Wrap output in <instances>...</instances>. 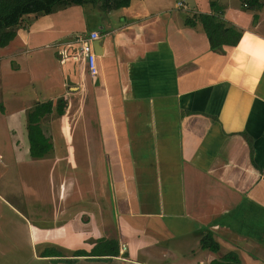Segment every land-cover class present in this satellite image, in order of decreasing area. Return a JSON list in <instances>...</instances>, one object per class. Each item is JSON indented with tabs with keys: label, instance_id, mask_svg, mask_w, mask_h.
Segmentation results:
<instances>
[{
	"label": "crops",
	"instance_id": "crops-1",
	"mask_svg": "<svg viewBox=\"0 0 264 264\" xmlns=\"http://www.w3.org/2000/svg\"><path fill=\"white\" fill-rule=\"evenodd\" d=\"M178 1L129 0L106 12L72 4L34 14L0 47L10 56L23 45H59L68 91L91 101L85 160L100 162L82 179L64 169L54 189L16 191L21 208L0 194L12 242L13 234L23 240L29 264H211L228 251L235 264H264V21H252L239 0H217L241 33L210 48L199 23L184 22L210 11L208 0H180L182 8ZM55 13L76 22L61 26ZM89 14L101 15V24L89 25ZM90 31L97 34L90 43L98 40L93 75L77 42ZM68 125L67 118L57 133ZM204 230L217 241L215 252L199 246ZM99 237L124 242L125 259L76 252H90ZM174 238L185 249L172 246Z\"/></svg>",
	"mask_w": 264,
	"mask_h": 264
},
{
	"label": "rangeland",
	"instance_id": "rangeland-1",
	"mask_svg": "<svg viewBox=\"0 0 264 264\" xmlns=\"http://www.w3.org/2000/svg\"><path fill=\"white\" fill-rule=\"evenodd\" d=\"M165 1L171 2L174 0ZM69 6L73 7L74 5ZM182 6L181 3L177 4L176 2V7L182 8ZM241 7L249 11V9H245L243 6ZM262 8V10L254 9L251 12L252 14H256V16H261V20L264 21V6ZM175 12L184 13L181 9H176ZM186 13L188 14L189 11L186 10ZM193 13L188 15L192 16ZM54 15L55 20L57 22L60 21L58 24L67 28L76 22L75 16L73 15H67L62 19L59 18V14L55 13ZM56 15L59 16L57 17ZM31 16H35L34 13L23 15V21H26V23L29 22L31 20L29 17ZM88 16L90 17L87 22L89 25L101 24L100 21L103 18L101 15L93 16L89 14ZM56 21L55 23H57ZM22 23L25 26L26 23ZM23 28L21 27V29ZM40 29L43 37H47L48 32L44 30L45 28L41 27ZM41 34L35 36L36 42L38 40L41 41ZM9 43L10 41L5 45ZM6 47L4 49L0 48V194L4 195L5 199L9 202L12 199V203L21 208V199L18 198L16 191H24V189L30 188V185L39 191L42 189L45 190L47 189V183L49 189H54L55 186L52 187L53 183L57 180V175L59 176V173H62L64 169L69 172L71 171L73 174H77L82 179L88 173V165L98 168L100 162L93 161L89 164V160H85V152L81 147V141L83 140L81 136L86 133L91 135L88 126L91 120L89 116V104L91 101L89 100L87 92L76 95L77 93L73 92L74 89L68 91V86L63 81L64 78L62 79V64L57 58L58 53L61 52L59 45L51 41L43 42L40 45L36 44L35 46L23 45L17 52L10 56L5 55ZM58 96L72 98L70 102L66 100L65 109L67 107L69 109H64L63 112L68 113L66 114L67 117H63V121H67L68 118L69 125L66 129L62 128L57 133V127L60 123L62 125L63 121L61 122L59 116L53 112L44 114L40 119V128L48 136L49 140L53 142L55 150L52 151L54 152L53 154L52 152L50 153L51 150L48 151L43 158H30L26 150H24L26 145L24 130L27 113L36 104L46 100H50L54 105L55 99ZM81 104V108L83 109L79 108ZM84 104H86L85 107ZM79 109L80 112H77ZM85 125H87L86 132L84 130ZM91 139L93 138H90L89 141ZM66 153L70 154V165L65 164L64 156ZM48 157H50V160H53V164L50 163ZM16 158H19L20 161H15ZM28 174L29 177H26ZM19 176H24V178H19ZM68 180L69 178H67V187L69 188L70 183H68ZM33 199L35 204H37V199ZM2 200L5 202L3 198ZM6 207L0 203V264H29L30 262L26 257L27 249L25 248L23 240L19 237L15 238L13 234L12 242L9 230L13 219ZM105 215L106 213L102 212L100 217L103 218ZM108 218H104L107 226L111 222ZM2 219L3 221H1ZM126 231L129 233V230ZM173 242L172 246L185 249L179 238H174ZM162 243L163 245L165 243L169 245L170 241L168 240ZM110 261L112 262L108 264H127L124 261L121 262L112 259ZM99 262L98 264L102 263V261ZM51 264L53 263L51 262ZM54 264H57V262ZM85 264L87 263L85 262Z\"/></svg>",
	"mask_w": 264,
	"mask_h": 264
},
{
	"label": "trees",
	"instance_id": "trees-1",
	"mask_svg": "<svg viewBox=\"0 0 264 264\" xmlns=\"http://www.w3.org/2000/svg\"><path fill=\"white\" fill-rule=\"evenodd\" d=\"M245 9L254 10L264 4V0H239ZM129 0H0V47L4 46L14 35L18 27H24L22 16L29 13L46 14L56 9L72 4L90 6L100 11H109L128 5ZM210 11L195 12L192 16H186L184 22L188 25L199 23L206 37L208 47L219 43L233 44L237 40L241 29L228 23L222 18V5L217 0H208ZM257 18L252 14V21ZM66 100L63 96L55 99L54 105L50 100L36 104L28 113L25 124V139L27 155L31 158H41L51 149V143L47 135L40 128V119L46 113L53 112L59 116L63 113ZM261 170V168H260ZM199 246L215 252L218 243L213 240L211 233L204 230L198 237ZM117 247L114 239L97 238L91 251H76L79 254L117 255ZM58 255L57 251H52ZM238 258L233 251L221 255L219 259L211 260V264H235Z\"/></svg>",
	"mask_w": 264,
	"mask_h": 264
},
{
	"label": "built area",
	"instance_id": "built-area-1",
	"mask_svg": "<svg viewBox=\"0 0 264 264\" xmlns=\"http://www.w3.org/2000/svg\"><path fill=\"white\" fill-rule=\"evenodd\" d=\"M181 3L180 1L177 2V4ZM96 31H90L87 33L85 37H79L77 38V42L79 45V52L82 54L83 58L85 59L86 66L88 68V72L90 75H93L96 73V65H95V52L92 49L90 39L96 37ZM117 257L118 259H125V257L122 256L124 253V250L126 249V245L124 242L117 243Z\"/></svg>",
	"mask_w": 264,
	"mask_h": 264
},
{
	"label": "water",
	"instance_id": "water-1",
	"mask_svg": "<svg viewBox=\"0 0 264 264\" xmlns=\"http://www.w3.org/2000/svg\"><path fill=\"white\" fill-rule=\"evenodd\" d=\"M96 45H98V40H96V41L92 40V43H91L92 49H93V51H94L95 53H98V51L94 49V46H96ZM13 64H14V63H13Z\"/></svg>",
	"mask_w": 264,
	"mask_h": 264
}]
</instances>
